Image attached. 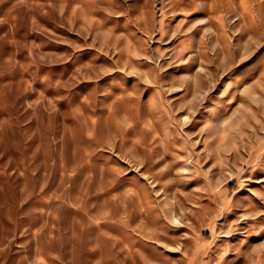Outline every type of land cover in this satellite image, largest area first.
<instances>
[{
  "label": "rangeland",
  "instance_id": "1",
  "mask_svg": "<svg viewBox=\"0 0 264 264\" xmlns=\"http://www.w3.org/2000/svg\"><path fill=\"white\" fill-rule=\"evenodd\" d=\"M0 264H264V0H0Z\"/></svg>",
  "mask_w": 264,
  "mask_h": 264
}]
</instances>
